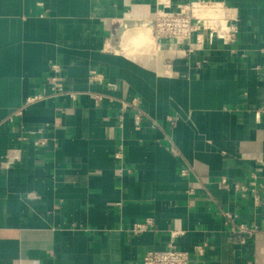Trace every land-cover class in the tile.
Segmentation results:
<instances>
[{"label": "crops", "instance_id": "0c3cea01", "mask_svg": "<svg viewBox=\"0 0 264 264\" xmlns=\"http://www.w3.org/2000/svg\"><path fill=\"white\" fill-rule=\"evenodd\" d=\"M188 1L0 0V264H143L170 245L264 264V0H222L233 42L123 52L125 30Z\"/></svg>", "mask_w": 264, "mask_h": 264}, {"label": "built area", "instance_id": "2783aa9c", "mask_svg": "<svg viewBox=\"0 0 264 264\" xmlns=\"http://www.w3.org/2000/svg\"><path fill=\"white\" fill-rule=\"evenodd\" d=\"M215 6L221 9L218 17L212 18L210 14L204 13L205 10ZM222 20H224V23L221 22ZM237 22L232 8L225 1L190 0L180 5L179 10L158 9L153 19L152 34L154 39L163 41L160 50L168 45L169 49L187 55L196 50L212 46L213 38L220 39L225 44L235 41L239 32ZM53 68L60 70V65L55 63ZM49 83L52 92L63 93L64 88L59 83L56 75L50 78ZM44 97V93L36 94L29 97L27 103H33ZM141 120L142 114L139 113L135 116L137 127L140 126ZM261 163H264L263 160ZM222 183L227 184V178L223 177ZM235 186L238 190L245 189L244 185L237 184ZM151 223V219H146L132 224L131 228L134 233H142L150 229L149 225ZM240 228L245 231L249 230L244 226ZM143 264H191V255L188 251L170 245L165 249L148 251L144 256Z\"/></svg>", "mask_w": 264, "mask_h": 264}, {"label": "bare ground", "instance_id": "6f19581e", "mask_svg": "<svg viewBox=\"0 0 264 264\" xmlns=\"http://www.w3.org/2000/svg\"><path fill=\"white\" fill-rule=\"evenodd\" d=\"M221 12L220 7L215 6L213 8H210L209 10H205V14H210L212 18H216L219 16ZM217 21V20H216ZM224 23V20L221 21ZM215 41H221L220 39L213 38L212 43ZM162 40L158 41L154 39V36L152 34V29L144 26V25H136L129 27L122 35V48L123 52L127 54L128 56L137 57L135 52L138 50H145L150 51L152 49L161 48ZM222 42V41H221ZM157 46V48H156Z\"/></svg>", "mask_w": 264, "mask_h": 264}, {"label": "rangeland", "instance_id": "374dc122", "mask_svg": "<svg viewBox=\"0 0 264 264\" xmlns=\"http://www.w3.org/2000/svg\"><path fill=\"white\" fill-rule=\"evenodd\" d=\"M160 51V50H159ZM149 52H157V50L156 49H152V50H150Z\"/></svg>", "mask_w": 264, "mask_h": 264}]
</instances>
